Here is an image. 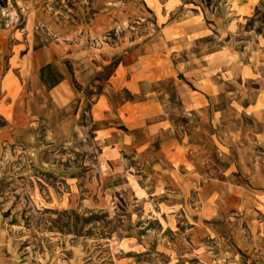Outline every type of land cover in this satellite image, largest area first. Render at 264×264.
<instances>
[{
	"label": "rangeland",
	"instance_id": "rangeland-1",
	"mask_svg": "<svg viewBox=\"0 0 264 264\" xmlns=\"http://www.w3.org/2000/svg\"><path fill=\"white\" fill-rule=\"evenodd\" d=\"M206 51L213 78L201 83L220 88L225 162L260 164V182H240L260 188V201L225 191L206 199L207 186L181 174L180 164L193 166L179 144L164 151L179 175L167 173L153 154L183 129L138 142L149 131L147 101L174 109L177 86L195 83ZM8 257L264 264V0L0 3V260Z\"/></svg>",
	"mask_w": 264,
	"mask_h": 264
},
{
	"label": "crops",
	"instance_id": "crops-1",
	"mask_svg": "<svg viewBox=\"0 0 264 264\" xmlns=\"http://www.w3.org/2000/svg\"><path fill=\"white\" fill-rule=\"evenodd\" d=\"M168 26L180 29V26L175 24H170ZM203 26L204 25H202L200 29L203 30ZM208 52L209 51H206L200 54L201 60H198L199 65L197 66L196 63H193V60H189L185 63L187 67L196 66L199 72H195V83L191 85L190 88L183 85L177 86V95L172 101L173 106H175V111L173 108L172 110L169 109L162 100H159V104L156 98H150L147 101L151 107L142 112L145 116L146 125L149 126V131L146 129V135L140 138L138 142L149 144L151 141L148 139V135L151 132L155 133L161 131L164 133V131H168V133H172L173 131H181L183 129L185 133L181 136L172 135V137L168 138L166 147L163 143L161 148L153 154V157L159 159L161 167L166 168L165 170L167 173L176 171L179 175L177 168L169 160V156L164 155V151H174V146L179 144L184 148V154L193 166L192 168H188L186 163L183 162L180 164V167L184 173L181 174L189 179V182L194 184L197 190L204 189L205 186H207L206 189L208 194L206 199L215 193L221 194L225 191V198L228 200L242 201L245 199L247 201H260L252 194L255 193L258 195L260 188L251 187V190H249L240 183L245 176L249 175L252 176V178L257 177L260 182V171L256 170V167L260 168V164H254V162L250 161V158H242L241 163H238V160L234 162L235 168L233 169L230 166L231 163L225 162L228 153L224 151L220 145H227L226 138L222 135L217 137L219 123L221 124L223 122L222 119H224L226 115L223 109L220 110V116H218L217 113L216 101L220 93V88L214 83L213 85L201 83L204 79L211 80V78H213L211 70L209 69L211 68V63L208 58ZM167 64H170V59L164 63V68L171 69L173 62L172 65L166 66ZM202 68L208 69L205 71V69ZM147 88L148 87L145 89ZM256 103L257 100L255 103L247 105L246 108L252 111L256 110L251 108V106H255ZM179 114L190 115L189 120L185 121L183 118L179 117ZM166 121L169 122L168 125L165 123ZM185 135L186 139L184 137ZM118 140V144L120 145L122 143L121 137ZM122 141H125V136H123ZM115 142H117V140H115ZM217 150L224 155L222 157L223 162L214 165L210 160L212 159L211 156L217 152ZM257 156H253L254 160L258 159ZM235 171L237 173L240 171V174H236ZM0 264L18 263H16L12 257H8V259L4 258L0 260Z\"/></svg>",
	"mask_w": 264,
	"mask_h": 264
},
{
	"label": "trees",
	"instance_id": "trees-1",
	"mask_svg": "<svg viewBox=\"0 0 264 264\" xmlns=\"http://www.w3.org/2000/svg\"><path fill=\"white\" fill-rule=\"evenodd\" d=\"M4 1H5V0H0V3H1V4H4Z\"/></svg>",
	"mask_w": 264,
	"mask_h": 264
}]
</instances>
